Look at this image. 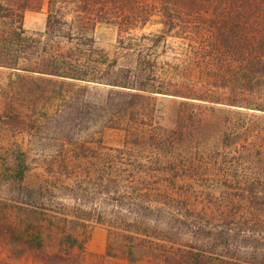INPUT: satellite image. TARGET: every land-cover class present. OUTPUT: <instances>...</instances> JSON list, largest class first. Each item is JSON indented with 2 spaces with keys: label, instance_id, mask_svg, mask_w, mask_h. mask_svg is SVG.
Wrapping results in <instances>:
<instances>
[{
  "label": "rangeland",
  "instance_id": "rangeland-1",
  "mask_svg": "<svg viewBox=\"0 0 264 264\" xmlns=\"http://www.w3.org/2000/svg\"><path fill=\"white\" fill-rule=\"evenodd\" d=\"M17 1L32 6L24 13L27 41L9 47L21 66L74 54L93 67L101 57L94 49L109 55L110 63L116 56L123 63L134 52L154 57L164 76L181 64L180 39L156 42L164 29L160 15L126 33L133 48L128 52L120 48L115 24L100 22L89 38L76 32L69 43L59 33L47 34L49 0H12ZM68 10L71 21L75 7ZM112 88L0 66V202L8 218L34 223V210L23 204L34 193L14 184V168L26 165L30 190L41 181L52 185L44 194L53 203L41 220L49 224L66 213L84 223L80 232L82 239L89 238L87 250L77 249L69 264L124 263L104 256L109 240L120 249L131 231L140 233V240L155 235L143 217L150 209L162 210L164 219V213L188 215L203 229L202 238L209 229L230 231L264 263V178H246L252 165L242 151L244 129L264 124V113L172 95H151L122 111L125 105L110 94ZM0 264L44 263L13 258L0 243Z\"/></svg>",
  "mask_w": 264,
  "mask_h": 264
},
{
  "label": "trees",
  "instance_id": "trees-1",
  "mask_svg": "<svg viewBox=\"0 0 264 264\" xmlns=\"http://www.w3.org/2000/svg\"><path fill=\"white\" fill-rule=\"evenodd\" d=\"M69 6L75 7L71 21L67 19ZM31 7L26 1L0 3V59L5 60L0 61V66L111 85L110 94L125 105L122 111L137 108V100L144 101L151 95H172L264 113L262 0H49L47 34L59 33L62 39L73 43L76 32L89 38L90 30L98 23H112L119 28L121 50L128 52H133V48L126 43V33L146 26L153 16L160 15L164 29L156 42L160 44L172 36L184 45L181 64L166 70V76L156 58L142 53H129L123 63L116 56L110 63L109 55L94 49L93 40L91 47L101 55L93 67L74 54L65 56L63 61L58 55H50V63L36 61L34 66H21L20 58L9 47L17 41L21 44L27 41L24 13ZM60 63L63 67H58ZM244 134L242 151L248 153L245 163L252 165L246 178L262 180L264 124L250 123ZM14 171L18 174L15 186L34 193L30 195L31 201L23 203L34 210V223L10 220L1 201V245L13 258L31 257L44 264H69L77 249L86 252L89 238L82 239L81 219L63 213L65 217L49 224L41 220L48 203H53L44 194L45 189L52 187L51 183H34L33 191L26 183V165ZM59 205L66 208L67 204L61 201ZM150 211L151 215L143 217L155 235L149 233L148 238L140 240V233L131 231L120 249L110 239L104 256L125 261L118 264H264L256 254L250 256L251 247L243 245L240 237L230 231L209 229L202 238L203 229L191 224L188 215L164 213V219L162 210L159 214V210Z\"/></svg>",
  "mask_w": 264,
  "mask_h": 264
}]
</instances>
